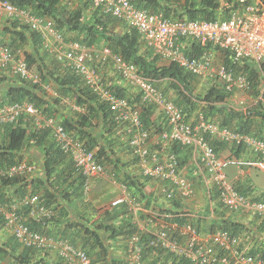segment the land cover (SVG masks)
<instances>
[{
	"label": "trees",
	"instance_id": "obj_1",
	"mask_svg": "<svg viewBox=\"0 0 264 264\" xmlns=\"http://www.w3.org/2000/svg\"><path fill=\"white\" fill-rule=\"evenodd\" d=\"M0 1L26 10L33 16L51 19L55 29L66 41L77 42L86 48H109L125 62L133 65L137 75L152 81L163 94L164 90L160 86L162 82H167L168 90H172L177 96L174 102L181 107L187 119L188 113L201 112L206 121L217 123L220 128L264 140L263 102L258 101L244 113L232 109L228 101L230 95L214 84L208 86L200 95L194 94L199 78L174 63L162 62L135 30L128 28L121 33L115 32L116 26L122 22L110 15H103L92 5L93 11L89 9L86 12L87 7L69 9L67 3L70 0ZM129 1L137 9L161 15L171 21L225 20L230 10L238 8L236 0H224L230 5L229 9L222 8L215 0ZM262 2L264 3V0ZM189 42L193 51L190 53L184 51L186 55L192 53L200 55L206 49L200 48L196 42ZM0 45H5L14 52H21L28 71L39 78L38 83H33L6 71H0V108L28 102L44 118L55 119L73 139L83 143L88 151L94 152L95 160L104 167L105 172L111 174V178L116 182L125 185L135 201L142 204L144 209H151L152 198L144 191V183L150 179L132 171L138 168L136 159L132 157V160H124V157L131 155L127 145L128 135L122 127L112 121L108 107L99 101L79 76L63 69L59 62L43 50L38 34L21 26L15 20L0 19ZM222 55V62L226 67L248 78L251 84L248 93L256 100L262 89L258 67L254 63L243 61L241 66L235 68L230 64L228 54L222 52ZM105 65L96 66L103 82L105 78L101 71L105 70ZM208 81L205 83L209 85ZM107 84L111 92L117 96L139 102V95L134 93L131 98H127L120 86L110 82ZM44 86H49L53 94L47 92ZM67 101L82 108L83 111H73L66 104ZM154 110L155 107L141 106L140 118L143 128H151L150 116ZM196 117L197 114L195 121ZM208 140L216 153L221 144L228 145L214 139ZM229 148L234 150L237 156L244 151L241 146L232 145ZM169 151L176 155L180 170L186 165L190 166L189 148L175 143ZM28 152H32V160L27 158ZM33 160L37 162L38 167L36 170L34 168L30 175L0 181V204L7 205L26 193L36 194L39 196V205L53 212L50 219L41 220L40 223L27 218L25 223L31 230L55 240H66L76 247L79 237H83L80 242L81 248L90 257L92 264H126V244L136 233L139 234L138 246L141 247L144 264H190L183 256L152 246L153 236L147 232L139 233V228L133 222V216L125 204L114 208L110 202L109 210L100 212L95 218L86 217L81 212H62L63 204L70 205L82 199L83 194H88L84 192V179L75 169L69 156L60 151L49 129L44 126L38 128L31 120L24 121L23 118H18L16 123L0 125V168L24 161L32 166ZM192 170H196V167ZM141 177L144 178L143 181ZM236 191L245 196V191L238 188ZM259 201L264 202V195ZM172 203L178 206L177 200H173ZM21 212L25 216L27 209L24 208ZM174 221L178 225L187 222L184 217H175ZM259 224L261 231H264V223ZM2 228L3 219L0 216V231ZM220 229L237 235L245 231L243 225L237 223ZM252 242L255 243L250 254L264 257V240L254 239ZM113 243L119 245L120 254L116 253ZM49 257L51 256L46 252L40 254L36 250L22 248L13 238L0 244V264H66L59 257L51 260Z\"/></svg>",
	"mask_w": 264,
	"mask_h": 264
},
{
	"label": "built area",
	"instance_id": "obj_2",
	"mask_svg": "<svg viewBox=\"0 0 264 264\" xmlns=\"http://www.w3.org/2000/svg\"><path fill=\"white\" fill-rule=\"evenodd\" d=\"M218 1L222 8L230 5L224 0ZM94 9L103 15L120 20L128 28L135 30L146 46L162 62L174 63L189 74L203 79L223 89L229 95L247 93L250 90L248 78L222 62L215 63L212 49L228 54L230 64L237 68L243 61L254 63L260 72L262 89L255 104L264 103V3L262 0H236L238 8L230 10L225 20L215 21H171L161 15L148 13L135 8L129 0H89ZM15 20L21 26L38 34L42 48L67 69L79 76L92 93L104 103L112 115V121L128 135L127 145L131 155L137 161L143 177L156 181L160 185L159 193L167 201L189 199L194 196L192 181L178 167L176 155L169 151L173 144L189 148L191 159L201 172L209 175L216 190L219 203L231 213H250L259 223H264V202L251 201L239 194L228 181L225 163L214 151L209 138L225 142L232 146H241L255 157L254 165L264 172V140L242 134L217 123L206 121L201 112H196V122L190 123L174 101L158 90L152 81L136 74L133 65L125 62L121 56L109 48H86L77 42H69L58 33L51 19L33 16L26 10L18 9L8 2L0 1V19ZM196 42L204 49L200 55L184 53L186 41ZM106 64L113 72L139 95V102L119 97L111 92L108 82L102 81L97 65ZM0 71H6L24 80L38 83L36 74L28 71L23 55L0 45ZM49 91V86H44ZM53 94V92H50ZM68 102V101H67ZM237 103L243 105V100ZM147 105L160 109L164 118V128L158 132L162 147L149 146L151 129L143 128L141 106ZM76 112L82 108L72 105ZM234 110H241L232 106ZM18 118L31 120L36 127L44 126L63 154L69 156L75 169L84 179V192L90 191L96 179L106 176L105 169L88 151L83 143L73 139L53 118H44L28 102L14 103L0 108V125L16 123ZM240 162L238 165H242ZM34 167L25 161L0 168V181L23 177L33 173ZM112 179V178H111ZM112 185L119 195L111 202L112 207L125 204L133 216L140 232L153 236L151 245L182 255L190 264H264V257L252 255L250 250L255 242L248 235L232 234L228 230L215 231L197 228L190 221L183 225L175 222L159 221L155 229L151 225L139 222L138 212L146 209L135 201L125 185L112 179ZM27 214H22L23 209ZM53 212L39 205V196L24 194L9 204H0V216L3 219L2 230L22 247L39 252H55L66 264H92L90 257L81 249L66 240H55L45 234L33 231L26 225L27 218L40 223L50 219ZM156 226V225H155ZM245 232V231H244ZM256 240V239H255ZM139 234L127 241L126 264H144L141 247L138 246Z\"/></svg>",
	"mask_w": 264,
	"mask_h": 264
},
{
	"label": "crops",
	"instance_id": "obj_3",
	"mask_svg": "<svg viewBox=\"0 0 264 264\" xmlns=\"http://www.w3.org/2000/svg\"><path fill=\"white\" fill-rule=\"evenodd\" d=\"M67 5L69 9H85V7H87L86 12L89 11V9L93 11L89 0H70ZM125 29H128V27L121 23L116 26L114 31L121 33ZM184 51L188 53L193 51L189 41L184 43ZM212 52L213 55H215L216 62H219L221 54L215 50ZM102 65L104 64H101V66ZM101 72H103L106 81L110 82V84L112 83L120 86L124 89L126 97L131 98L134 92L109 66L105 65V70ZM167 86V82H162L160 88L164 90V94L168 99L175 101L177 96L172 90H168L169 87ZM49 89L50 90L47 92H52L50 87ZM195 114L196 111L188 113V121L192 124L196 122ZM150 123L151 136L148 144L153 149H160L162 143L160 142L158 132L164 128V118L160 109L153 111L150 116ZM229 147L230 145L222 146L221 144L217 151V155L225 163L224 170L228 180L240 191H245L246 197L259 200L260 197L264 195V172L254 165L255 157L251 155L250 152L246 150L240 152L237 156L234 150H231ZM29 153L30 152H28L26 156H28L27 158H29V160H32V152ZM124 160H132V156L127 155L124 157ZM240 162L243 164L238 165ZM36 163L37 162L33 160L32 166H34L35 170L38 167ZM189 164L190 166L186 165L182 173L191 178L195 191L194 196L189 199L177 200L178 206H175L172 202H167L161 197L159 193V183L153 180H147L144 183V191L147 196L150 195L153 203L151 209L145 212H138L137 217L140 218L139 222L144 225H151V229L154 230L155 227L159 225V221L176 222L174 221L175 217H184L187 222L190 221L197 227L210 231H215L223 226L230 227L232 223H237L243 225L245 228L244 235L247 234L248 237L256 240H264V231H261V225L258 223L257 218L250 213H231L227 211L218 202L216 190L210 182V178L208 179V177L201 172L193 160H190ZM195 167L196 170H192ZM132 171L138 175L141 174L139 168H137V170L134 168ZM143 180L144 178L141 177V181ZM118 195V189L112 185L111 174L109 175V173H106L104 178L96 179L92 182L90 191L88 194H83L82 199L74 201V203L70 205L63 204L64 211L62 210V212H81L86 217L95 218L99 216L100 212L109 210L108 204L115 200ZM10 238L12 237L7 231H0V244L6 243ZM82 238L79 237V240H77L76 245L78 248L82 247L80 243L82 242ZM112 245L116 248V253L120 254L119 245H114V243ZM111 252H113V250H111ZM39 253L42 254L43 252ZM48 254L51 256L49 257L50 260L58 257L55 252H50Z\"/></svg>",
	"mask_w": 264,
	"mask_h": 264
},
{
	"label": "rangeland",
	"instance_id": "obj_4",
	"mask_svg": "<svg viewBox=\"0 0 264 264\" xmlns=\"http://www.w3.org/2000/svg\"><path fill=\"white\" fill-rule=\"evenodd\" d=\"M215 57V55H213ZM106 79V78H105ZM207 83V82H206ZM204 81L199 80L198 84L195 86L194 94L200 95L202 92H204L205 89L208 88V84H206ZM239 100H243V105H240L237 103ZM229 103L231 106H234L235 108L241 109V112L246 113L249 109L255 105L256 100L251 98L249 93H234L231 94L229 99Z\"/></svg>",
	"mask_w": 264,
	"mask_h": 264
},
{
	"label": "clouds",
	"instance_id": "obj_5",
	"mask_svg": "<svg viewBox=\"0 0 264 264\" xmlns=\"http://www.w3.org/2000/svg\"><path fill=\"white\" fill-rule=\"evenodd\" d=\"M214 51V50H213ZM217 52H219V54H221V56H223L222 55V52H220V51H217ZM212 54H213V52H212ZM214 59H215V57H214ZM220 59V61L219 62H222V58L220 57L219 58ZM215 61V63H218V62H216V60H214ZM223 63V62H222ZM199 80H201V79H199ZM69 107H70V109H71V106L73 105V104H71L69 101L66 103ZM215 151V150H214ZM217 154V153H216ZM218 156V155H217ZM219 157V156H218ZM192 160V159H191ZM196 166H197V164H196ZM198 167V166H197ZM226 173V172H225ZM207 177H208V179L210 178L209 177V175L208 174H206V173H204ZM192 181V180H191ZM229 181V180H228ZM210 182H211V179H210ZM212 183V182H211ZM192 184H193V182H192ZM213 185V184H212ZM234 186V185H233ZM235 187V186H234ZM235 189H236V187H235ZM240 194V193H239ZM216 195H217V193H216ZM242 195V194H241ZM243 196V195H242ZM246 197V196H245ZM246 198H248V197H246ZM249 200H251V201H259V200H254V199H250V198H248ZM219 202V201H218ZM259 202H261V201H259ZM259 223V222H258ZM180 256H182V255H180Z\"/></svg>",
	"mask_w": 264,
	"mask_h": 264
}]
</instances>
